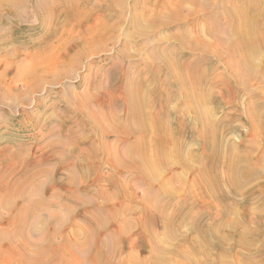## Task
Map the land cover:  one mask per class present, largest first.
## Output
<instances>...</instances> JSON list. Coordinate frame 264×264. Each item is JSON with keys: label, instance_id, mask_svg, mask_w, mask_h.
Here are the masks:
<instances>
[{"label": "rangeland", "instance_id": "1", "mask_svg": "<svg viewBox=\"0 0 264 264\" xmlns=\"http://www.w3.org/2000/svg\"><path fill=\"white\" fill-rule=\"evenodd\" d=\"M220 1L222 0H218V2ZM232 2L236 1L233 0ZM88 3H90L88 5L90 9L94 7L96 11L91 14V21L80 25L73 23L71 26H64L65 9L64 7L61 9L60 5H57L56 8L63 11V14L58 20L48 24H44V17L33 16L20 22L5 11H2L1 15L0 75L5 72L6 81L12 80L15 65H28L31 59L35 60L36 56L44 53L46 48L53 50H51L53 60L58 61L55 60V57L59 53L60 39L69 38L68 35L79 36L78 43L69 45L64 53L63 59L67 61L66 64L70 63L69 70L66 72L67 75L64 73L65 75H61L59 80H55V76L52 74V77L50 76L44 80L41 89L31 94L29 98L25 94V85L17 83L20 96L0 101V192H4L6 188H13L16 181H23L29 177L30 174L24 175L27 167L32 166V171L45 169L49 173L51 171L60 184L47 187L46 193L43 194L44 201L48 203H58L60 201L64 203L63 206L65 205L63 208L69 209L70 207L75 210L69 214L61 208L50 207L49 210L43 212L42 219L36 228L40 237L51 235L54 231L50 230L48 223L50 213L56 212L65 215L68 213L69 222L65 227H61L57 234L53 235V239L51 238L48 241V251L38 256V258L35 257L30 260L40 261L52 257V264H97L96 259L99 254L96 252L99 247L98 235L91 234V237L89 236L90 218L84 216L83 213L89 210L94 211L101 206L106 207L108 204H115V219L110 221L108 227L105 226V228L116 235L113 237H116L117 241L115 246L118 245L116 247L117 254H115V257L111 255L107 262L101 264H184L181 255L191 254V251L188 241H183L181 238L172 243V248L178 249V252L170 248L171 250L163 253L160 259L152 260L153 251L149 247L147 233L141 225L146 216L148 218L152 217L149 213V210L153 207L152 204L147 202L145 205V201L149 197L147 192L150 191L153 194L152 197H156L158 203H169L167 209L170 214L185 205L181 209L183 222L177 230V235L193 239L192 237L195 234L190 233V229L194 224L193 219H195V224L199 222L200 225L212 227L222 224L224 219L229 218L232 224H237V227L240 226L236 229L239 230L237 231L238 234L231 232L232 235H229V231H233V229L228 228V231H222L219 236L222 237L223 235L227 244L230 243L229 251L231 253L229 252L226 255L227 259H225L224 264H242L241 256L245 254L244 249L235 244L240 238V233L245 235L247 243H255L257 248L262 245V242L258 239L255 240L246 230L255 231L251 225L253 219L256 221L264 220V203L260 201L264 194V176L260 175L259 178L256 176L250 179L251 181L247 180L245 182L244 179L241 180L240 174L236 173L237 186L233 187L229 182L230 172L228 173V171L230 170L227 171L224 165H221L222 163H218L217 176L224 183L222 186L224 192L228 197L230 196L226 202H223L222 199L218 201L214 197L206 196L204 187H198L197 183L201 179L199 173L201 166L198 161L195 162L193 156L201 152L203 141L206 139L213 145L223 139L224 143H228L229 150L223 149L221 154L227 158L228 167L231 165L228 162L230 160L229 155L235 153L236 156L241 157L244 145L247 146L248 143L254 141L257 143V147L253 148L254 151L247 152V157L252 154V164L257 162L256 159L261 156L260 154L264 149V140H261L258 132H256V129H260L261 132L258 115L260 112L264 113V84L255 81L247 86L238 87V83L231 80L230 76H224L227 77V80L215 85L208 83L203 90L206 99L202 101V106L206 110H210L209 116L213 122L222 123L221 127L226 126L225 128L220 127V133L218 136H214V139L213 137H209L210 139L200 138L201 126L193 122V113H189L191 104L187 105L188 110L180 101H171L170 104V101L167 103L162 102L161 105L157 106L158 108H153V111L157 114L162 110L167 111L166 128L162 131L163 139L158 143V147L166 151L169 165L165 164L162 166L163 169H157L159 173L155 180L153 182L145 180L146 183L144 184L141 174L134 173L135 170L130 164V159L126 160L125 158V163H123L122 158L116 153V150H122L126 146L137 142L138 137H124L121 134L123 127L115 129V125L112 126L114 129L111 132L101 133V125L94 119V116L98 112L111 113V111H114L121 120L125 118L128 114V106L124 97V90L130 84L129 82H131V88L134 90L137 88L141 97L148 102L150 99L153 101L154 91L161 89L167 92V81L169 80L167 75L164 73L159 74L156 79L157 84H154L149 69L152 70L162 65L163 58L170 61L172 51L177 53L179 57L186 53L177 40L174 39L178 32L186 29L189 35L194 36V31L201 29L206 36V26L220 12L210 10L206 12L207 8L205 10H202L203 8L195 9L198 7L190 0H116V9L113 12L119 13L118 22H121L118 26L117 37L112 39L103 50L99 49L94 52L88 50L87 47H80L79 44L84 41L91 27L98 26L99 19L107 17L109 13L107 5H110L111 2L89 0ZM164 4L173 6L174 12H176L175 15L178 16L180 21L175 23L176 25L172 24L165 28L160 27L161 29L151 30L147 28L150 19L160 16ZM203 4L211 7L209 2L207 4L204 1ZM52 5L55 8L53 2ZM138 19L139 22L137 23ZM229 41L228 44L231 41L235 42L233 39ZM27 54L31 57H26ZM199 56L195 54V57ZM80 57L81 59L77 62V65L72 67V62ZM210 58L214 59V56L211 54ZM260 58L258 60L264 63V59ZM226 59L227 57L222 58L219 66L221 68L214 76L220 77L222 75L224 68H226L223 65ZM37 62L40 63V61ZM51 64L52 62L46 65ZM171 89H169V92L172 91L171 96L184 100L183 92L180 91L178 86ZM161 106L163 107L162 110L160 109ZM250 109L251 112L249 113ZM180 114L182 117H180ZM62 126H64L63 129L67 128L68 132H64ZM150 134L153 135V131ZM88 135L92 136L87 142H94L95 149L99 152L97 155L92 156L89 150L84 153L85 158L88 160V167L94 173L89 177L88 182L83 185L81 184L82 180L77 181L76 184L69 183L71 172L76 175L75 178H79V172L73 167L75 161L79 159V149L74 151V156H72L73 153L72 155L70 153L73 149L72 144L82 136H85L83 140L81 139L84 142ZM154 140L149 137L146 142L148 149L156 147ZM58 141L67 142V147H69L67 153L69 155L62 156V147ZM176 142L180 143V148L179 145L176 148L183 152L182 155L187 160L193 161L194 168L192 171H184L181 165L177 163L173 153ZM87 145L83 147L87 149ZM213 145L212 153H219L217 147ZM231 146L233 147L232 150ZM108 147L111 148L108 149ZM8 149L13 151L14 154H20L23 163L17 167L10 165L9 169L12 170L10 172L14 173L3 178L4 171L7 169L3 163V159L7 158L4 151ZM62 157L66 158L62 159ZM61 162L64 164H61ZM110 176H114L126 188L122 186L123 190L120 188L121 192L117 196L115 195L116 197L113 196L111 201L105 202L102 195L99 196V194L110 190V182L108 181ZM255 178L257 179L254 180ZM59 194L62 199L56 201ZM98 196L99 198H97ZM75 197L87 203L85 209L74 201L69 202L67 200V198L73 200ZM229 204L231 205L230 210L234 208L238 212L236 216L230 214L225 217V213L222 212V209ZM17 205L18 202L9 205L10 207H7V205V208L3 209L0 217V231L2 229L10 232L8 230L9 219L15 216ZM147 205H149V210L146 207ZM204 210H208L207 217L202 214ZM150 220L153 221L156 230L160 232L159 240L161 244L163 246L169 245L161 221L155 220V218ZM122 224L127 228L119 233ZM262 229L264 230V227ZM87 231L89 232L88 235ZM104 231V229L101 230V232ZM263 235L264 233L261 238ZM102 238L106 237L102 236ZM1 241L0 239V250H2L0 251V263L8 259L9 263L12 260V264H22L19 262V257L11 255L8 248L10 241L7 238ZM87 243H91L95 250L91 246L89 252L85 253L73 252L69 249L74 244L81 247ZM218 254V250H213L210 258L208 256L192 257H198L200 262L206 260V258L215 261ZM253 256L256 258L255 254ZM60 259L63 260V263H57Z\"/></svg>", "mask_w": 264, "mask_h": 264}, {"label": "bare ground", "instance_id": "2", "mask_svg": "<svg viewBox=\"0 0 264 264\" xmlns=\"http://www.w3.org/2000/svg\"><path fill=\"white\" fill-rule=\"evenodd\" d=\"M103 1L105 3H107V1L111 2L110 5H107L109 10L107 17L105 19H99L98 26L94 28L91 27L88 30L84 41L79 44L80 47H87L88 50L94 52H97L99 49L103 50L106 46H108V43L112 39L117 37L118 26L121 24V22H118L119 13L113 12L116 9V0ZM190 1L198 7L195 9L199 10L200 8H203L202 10H205L207 8L206 12L210 10L214 12L219 11L220 13H218V15L213 18L210 24L206 26V36L201 29H196L194 31V36L189 35L186 29L178 32L174 39L177 40L186 53L179 57L177 53L172 51L170 61H168L167 58H163L162 65L152 70L149 69V73L151 74L154 84H157L156 79L159 74L164 73L167 75V78L169 79L167 81V92H164V90L162 91L161 89L154 91L153 96H155L153 101L150 99L148 102L141 97V94H139L137 88L135 90L131 88V82H129L130 84L127 85L124 90V97L128 106V114L125 118L121 120L116 116L114 111H111V113L98 112V114L96 113L97 115L94 116V119L97 120V122L101 125V133L103 132L106 134L111 132L114 129L112 126L115 125V129L117 127H123L121 134L124 137H138L137 142L126 146L122 150H116V153H118V155L122 158L123 163H125V158L126 160L130 159V164L133 166V170H135L134 173L141 174V177L143 178L142 182L144 184L146 183L145 180L148 182H153L159 173L157 169H163L164 167L162 166L168 164L166 151L158 147V143L163 139L162 131H164L166 128L167 122L165 119L167 117V111L164 112L162 110L163 107L161 106L160 109L163 112L161 111L157 114V112L155 113L153 111V108H158L157 106L161 105L162 102L167 103L170 101V104L171 101H180L181 104L183 106L185 105L186 109L188 110L187 107L191 104L192 109L190 108L189 113H193V122L201 126L199 133L201 136L200 138L210 139L213 137L214 139V136H218L220 133L219 130L222 123L218 124L213 122L209 116L210 110H206V108L202 106V101L206 99V96L203 94V90L208 85V83L215 85L219 82H222L223 80H227V77L224 76H230V78H232L231 80H235V82L238 83V87H242L243 85L247 86L248 84H251L255 81L264 84V63H261V61L258 60L260 56V59H264V0H234L236 2H232L233 0H222L220 2H218V0H213L212 2L211 0ZM204 1L207 4L208 2L211 3V7L203 4ZM52 2L55 5V8L53 7ZM88 2L89 0H55V2L54 0H0V20H2V11H5L20 22L27 20L30 17L36 16L44 17V24H48L54 20H58L63 14V11H60L58 8H56L57 5H60L61 9L63 7L65 9V20L63 22L64 26H71L73 23L80 25L84 22L88 23L91 21V14H93V11H96L94 7L90 9L88 6L90 3ZM172 7L173 6L170 4H164V8L162 9L163 11L161 12L160 16L158 15L154 19H150L147 24V28L156 30L160 27L165 28L172 24L178 23L180 19L177 15H175V9ZM136 22L138 23L139 19ZM68 37L69 38L66 37L67 39H60L61 42L58 47L59 53H57L55 57V60L58 61L53 60V54L51 53L53 50L51 48H46L44 53L36 56L35 60L31 59L28 65H15L12 80L6 81V73H2L0 75V101L5 99L8 100V98L14 99L15 97L17 98V96H20V93L17 90V83H22V85H25V94H27L26 96L29 98L31 94L38 92L41 89L40 87L46 78L53 74V76H55L54 79L59 80L61 75L68 72L67 70H69L70 63L68 62V64H66L67 61L63 59L64 53L66 52V48L69 45L78 43L79 36L68 35ZM231 39L235 40V42L231 41V43L228 44L230 42L229 40ZM166 53L169 55L167 51ZM195 54L200 56L195 57ZM211 54L214 56V59H209ZM25 56L28 57L30 55L27 54ZM223 57H227L225 64L223 63L224 67L226 68H224L225 70H223L220 77H217V75L214 76L216 72L219 71V68H221L219 66ZM80 59L81 57L73 61L71 66H76ZM37 61H40V63ZM50 62H52L51 65H46ZM176 86H178L180 91L183 92L184 100L179 97L175 98V96H171L172 91L169 92V89H173V87ZM140 92L142 93V91ZM251 109L249 113L251 112ZM180 117H182L181 114ZM258 120L259 125L261 126V132L260 129H256V132H258L259 138L264 140L263 112L259 113ZM81 125L83 124L81 123ZM63 127L64 126H62V129ZM63 130H65L64 132H68L67 128H64ZM152 131L153 135L150 134ZM85 136L78 138V140L76 139V141L74 140L75 142L72 144L73 149L70 152L71 155L73 153L72 156H74V151L79 149V159L76 158L77 160L73 166L75 170L79 172V178H75L76 175L71 172L68 182L72 184H76L77 181L82 180L81 184L83 185L88 182L89 177L94 173V171H91V169L88 167V160L85 158L84 153L85 151L89 150L92 156L94 154L97 155L99 152L97 149H95L94 142H87V140H89L90 136L92 135H88L85 140L86 142H82ZM149 137L151 140L155 139L154 141L156 142V147L148 149L146 142ZM72 138L74 139V137ZM58 143L62 147V156L67 155V152H69V147H67L68 145L66 144L67 142L64 143L62 141H58ZM86 144H88L87 149L83 147ZM179 144L180 143L176 142L173 152L177 163L181 165V168L184 169V171H192L194 168L192 163L193 161H189V159L187 160L186 157L182 155L183 152L176 148ZM227 144L228 143L223 142V139L217 143L215 142L214 145L217 147L216 149L219 153H212L213 144H211L206 139L203 141L201 152L193 156L195 162L198 161L199 165L201 166L199 169L201 179L197 183L198 187H204L206 196L214 197L218 201L222 199L223 202L229 200L230 196L228 197L224 192L222 187L224 183L217 176V171L219 169H217V166H219L218 163H222L221 165H224L227 171L230 170L228 171V173L230 172L229 182L233 187L237 186V180L235 179L236 173L240 174L241 180L243 181L244 179L245 182H247V180L251 181L250 179L256 176H258L257 178H259L260 175L264 176V149L260 154L261 156L256 159L257 162L252 164V154L247 157V152H252L254 151L253 148L257 147V143L252 141L248 143L247 146L244 145V151L242 150L243 153L240 151V154H243L241 157L236 156L235 153L229 155L230 160L228 162L231 165L227 167V158L221 154L223 153V149L229 150ZM109 148L111 147H108V149ZM232 148L233 147L231 146V150ZM4 152L6 153L7 158L3 159V163L6 165L7 169L4 171L5 173L3 174V178H6L14 173L10 172L12 171L9 169L10 165L17 167L19 164L23 163V161L20 158V154H14L13 151H9V149L5 150ZM65 158L62 157V159ZM61 164L64 163L61 162ZM259 164L261 166H258ZM258 167L261 168L258 169ZM32 170V166L27 167L24 171V175L30 174L29 177L23 181H16L13 188H6L4 192H0V217L2 215L3 209L7 205V207H10L9 205L18 202L15 216L9 219L8 230H10V232H7V230L3 231L1 229L0 239L3 241L4 238H7V240L10 241L8 248L11 255L19 257V262L22 264H52V257H50L51 259L48 258L40 261H32L30 259L35 257L38 258V256L48 251V241H50L51 238L53 239V235L57 234V232L61 230V227L68 225L69 220L67 215L68 213H73L75 210L70 207L69 209L63 208L65 206H63L64 203L58 201L60 198L62 199L60 194L56 197L58 198L56 200L58 203L45 202L43 194L46 193L47 187L49 185H59L60 183L55 179L51 171L49 173V171L45 169L39 171ZM108 181L110 182V190L99 194V196L102 195L105 202L111 201L113 196H117V194L121 192L120 188H122V190L123 187L126 188V186L122 185L119 180L114 178V176H110ZM147 193L149 197L145 201V205L147 202L152 204L153 207L151 210H149V205L146 207L149 210V213L152 215L151 218L161 221L166 240L169 244L167 246H163V244H161V241L159 240L160 232L156 230L155 226H153L154 224L152 223L153 221L150 220L151 218L146 216L143 219V223L141 222V225L147 233L148 242L150 244L149 247L153 251V261L160 259L163 253L171 250L170 248H172V243L176 240L178 241V239L181 238L183 241H188L189 249L191 251V254L181 255V260L184 264L225 263V259H227L226 255H228L229 252L231 253V251H229L230 243L227 244L224 236L222 235L221 237L219 234L222 231H228V228L233 229V231H229V235H232L231 232L238 234L237 231L239 230L236 229L240 228V226L237 227V224H232L229 218L226 220L224 219L222 224L214 225L212 227H209L208 225H200L201 223L199 224V222L195 224V219H193L195 225L193 224L191 227L190 233L195 234V236L192 237L193 239H188L187 236L177 235V230L180 228V225H182L183 222L181 209H183L185 205H182L181 209L170 214L167 209L169 206L168 202L158 203L156 197H152V192L148 191ZM99 196L97 198H99ZM70 199L67 198L69 202L74 201L81 208H86L85 206L87 203L82 201L80 198L75 197L73 200ZM260 201L264 203V194L262 195ZM153 203L157 205H154ZM114 205L115 204H108L106 207L101 206L98 209L96 208L94 211L89 210L86 211V213H83L84 216H88L90 218V227L88 228L90 233L87 231V235L88 233L90 237L91 234L98 235L99 247L97 248L96 252L99 254L96 259L97 264L107 262L111 255L115 257V254H117L116 247L118 245L115 246L117 241L116 237H113L116 235H113L110 230L107 231V228H105V226L108 227V223L110 221L115 219ZM50 207H56L58 209L61 208L68 213L66 215L56 212L50 213L48 223L50 230L54 231L51 235H44L40 237L36 230L37 224L41 221L43 212L49 210ZM230 209V204L222 209V212L225 213V217L230 214H235L236 216V213H238L236 209ZM202 214L207 217L208 210H204ZM252 221V229L255 231L248 229L246 232L251 234V237H253L255 240L258 239L260 242H262V245L260 244L261 247L257 248L255 243H247L245 241V235L240 233V238L235 244L244 249L243 252L245 254L241 256L242 264L264 263V235L261 238L262 234L264 233V230L262 229V227H264V220L256 221L253 219ZM125 228H127L125 225L121 226L119 233L125 231ZM102 229H104L106 232H101ZM102 236H105L106 238H102ZM75 237L77 238L78 236ZM170 240L172 241L170 242ZM90 246L91 243H87L85 246L81 247L74 244L72 247H69V249L73 252L77 251L80 253H85L89 252ZM92 249L95 250L93 247ZM172 249L178 252V249ZM213 250H218L219 253L216 255L217 258L215 261L206 258V260H202L200 262L198 257H192L208 256L210 258L211 251ZM254 254L256 255V258H254ZM10 262L11 263H9V260L7 259L3 260L0 264L13 263L12 260ZM226 262L228 263V261ZM57 263H63V260L60 259L57 261Z\"/></svg>", "mask_w": 264, "mask_h": 264}]
</instances>
